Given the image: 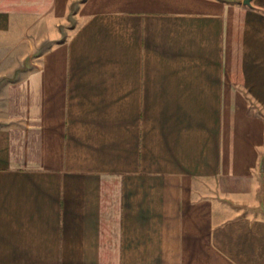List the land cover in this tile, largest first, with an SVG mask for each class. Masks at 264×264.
I'll use <instances>...</instances> for the list:
<instances>
[{"label": "crops", "instance_id": "obj_1", "mask_svg": "<svg viewBox=\"0 0 264 264\" xmlns=\"http://www.w3.org/2000/svg\"><path fill=\"white\" fill-rule=\"evenodd\" d=\"M6 39L0 264H264V0H0Z\"/></svg>", "mask_w": 264, "mask_h": 264}, {"label": "rangeland", "instance_id": "obj_2", "mask_svg": "<svg viewBox=\"0 0 264 264\" xmlns=\"http://www.w3.org/2000/svg\"><path fill=\"white\" fill-rule=\"evenodd\" d=\"M67 31V30H66ZM65 31V32H66ZM22 47V44L13 41L7 40L1 42L0 44V67L2 63L12 62L15 58V55L18 54L19 48ZM30 64H28L29 66ZM27 63L23 64L22 67L26 68ZM2 68H0V72ZM19 76V73L15 72L6 76H0V88L11 80L16 79ZM243 209L245 211H253L255 213L264 214V180L259 182L258 188L256 189L255 200L251 202L250 205H244Z\"/></svg>", "mask_w": 264, "mask_h": 264}, {"label": "water", "instance_id": "obj_3", "mask_svg": "<svg viewBox=\"0 0 264 264\" xmlns=\"http://www.w3.org/2000/svg\"><path fill=\"white\" fill-rule=\"evenodd\" d=\"M243 2H245V3H248V2H249V0H243Z\"/></svg>", "mask_w": 264, "mask_h": 264}]
</instances>
